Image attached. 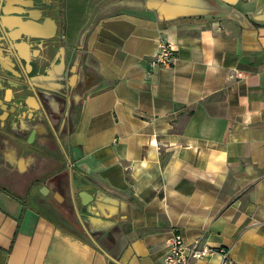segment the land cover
<instances>
[{"label": "crops", "instance_id": "obj_1", "mask_svg": "<svg viewBox=\"0 0 264 264\" xmlns=\"http://www.w3.org/2000/svg\"><path fill=\"white\" fill-rule=\"evenodd\" d=\"M0 75V264H264V0H0Z\"/></svg>", "mask_w": 264, "mask_h": 264}, {"label": "built area", "instance_id": "obj_2", "mask_svg": "<svg viewBox=\"0 0 264 264\" xmlns=\"http://www.w3.org/2000/svg\"><path fill=\"white\" fill-rule=\"evenodd\" d=\"M175 61V49L171 43L160 40L158 49L152 58L150 65L153 68H171ZM169 251L164 258L163 264H191L194 260L210 259L218 253L207 243H202L201 239H196L187 243L181 233L174 234L168 241ZM224 263L228 259V252L220 249Z\"/></svg>", "mask_w": 264, "mask_h": 264}, {"label": "flooded vegetation", "instance_id": "obj_3", "mask_svg": "<svg viewBox=\"0 0 264 264\" xmlns=\"http://www.w3.org/2000/svg\"><path fill=\"white\" fill-rule=\"evenodd\" d=\"M0 78L1 79L3 78V79L8 80L10 82V83H5V84H0V88H6V90H8L6 94H5L4 90H3V92H0V107L3 106L4 104L6 105V108L3 111V113L0 114V120L2 122H4L3 126L0 127V132H1L2 135L8 136L13 141H16V136H14L13 133L11 132V127L9 125V120H10V117L12 115H15L16 116L15 118L18 117L16 115L18 113L17 105L22 100L15 98V90H14V88H18V86L15 85L13 83V81L8 79L6 76L5 77L4 76H0ZM25 78H27L28 80L33 81L32 78H29V77H25ZM25 94H26L25 97L29 96V92L28 91H25ZM46 177L47 176L45 175L44 178H46Z\"/></svg>", "mask_w": 264, "mask_h": 264}, {"label": "water", "instance_id": "obj_4", "mask_svg": "<svg viewBox=\"0 0 264 264\" xmlns=\"http://www.w3.org/2000/svg\"><path fill=\"white\" fill-rule=\"evenodd\" d=\"M44 4H46V3H44ZM47 5H49V4H47ZM32 20L36 21L37 18L32 19ZM36 38H39V39H42V40L46 39L44 36H37ZM19 63H20L21 66L23 65L22 62H19ZM22 67H24L23 71L26 72V69H27L26 66H22ZM0 76H2V75H0ZM6 77L8 79L12 80L13 83L18 86V88H14V90H15V98L21 99L22 102H24L27 99V97H25L26 96L25 91L29 92L30 90H32V91L36 90V85L31 80H28L27 78H22L21 76H6ZM5 83H10V82L8 80L0 78V84H5ZM0 90H4L5 94L8 91V90H6V88H0ZM82 196H84V194H82Z\"/></svg>", "mask_w": 264, "mask_h": 264}, {"label": "trees", "instance_id": "obj_5", "mask_svg": "<svg viewBox=\"0 0 264 264\" xmlns=\"http://www.w3.org/2000/svg\"><path fill=\"white\" fill-rule=\"evenodd\" d=\"M0 190L3 191V192L6 193V194H8V195H10V196H12V197L18 199L19 201L22 200L21 197L15 195L14 193H12L10 190L6 189L5 187L0 186Z\"/></svg>", "mask_w": 264, "mask_h": 264}]
</instances>
